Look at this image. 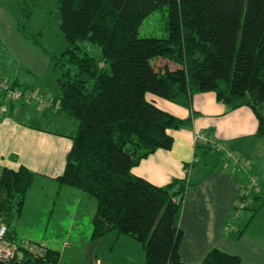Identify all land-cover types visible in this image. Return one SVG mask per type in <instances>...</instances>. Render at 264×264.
Returning a JSON list of instances; mask_svg holds the SVG:
<instances>
[{
    "label": "trees",
    "instance_id": "16d2710c",
    "mask_svg": "<svg viewBox=\"0 0 264 264\" xmlns=\"http://www.w3.org/2000/svg\"><path fill=\"white\" fill-rule=\"evenodd\" d=\"M55 1L68 42L54 55L57 108L78 123L56 180L96 200L93 237H135L145 264H244L239 254L219 247L201 262L185 261L181 216L189 189L198 183L177 178L159 186L133 169L156 150L170 149L169 130L188 123L148 100V92L177 100L213 91L234 107L250 105L264 135V0ZM162 7L167 35L140 36L144 19ZM90 44L98 46L99 57ZM34 179L24 165L0 173V222L13 239ZM50 252L52 261L60 258V251Z\"/></svg>",
    "mask_w": 264,
    "mask_h": 264
},
{
    "label": "crops",
    "instance_id": "0c3cea01",
    "mask_svg": "<svg viewBox=\"0 0 264 264\" xmlns=\"http://www.w3.org/2000/svg\"><path fill=\"white\" fill-rule=\"evenodd\" d=\"M21 80L18 72L10 77V82L18 87H21ZM24 86L30 88L32 83L26 80ZM51 99L53 101L51 104L48 102V107H41L36 102L22 105L11 103L10 106L4 103L0 94V173L6 167L18 169L24 165L35 173L34 181H55L62 174L72 147L71 135L76 131H59L51 127L62 119H72L58 108L54 109L53 105L57 104L59 96ZM33 103L40 107L41 112L32 106ZM158 104L162 109L188 120V123L169 130L174 137L170 149L156 150L134 167L133 171L159 186L177 178H187L190 183H198L189 189L183 204L182 258L187 262L198 263L203 261L211 248L219 247L239 254L244 264H263L245 260L242 253L227 246L233 239L236 240L231 224L232 220L235 221L233 209L243 186L242 175L237 173L240 170L235 168L232 161L227 160L228 164L220 165L216 157L220 151L216 148L208 150L205 148L208 144L195 140V135L201 132L210 139L227 143V147L229 145L250 161L251 170L249 174L246 173L249 176L256 172L254 170L264 160V135L258 134L260 121L256 112L247 104L234 107L225 103L213 91L197 92L190 98L179 97L177 100L162 98V103ZM15 110L17 114L24 112L28 118L45 121L51 126L36 125L30 119L19 121L17 116L7 115ZM79 193L82 199L86 195ZM110 235L115 237L116 233ZM241 238L242 235L236 242ZM66 243L69 247L64 251L61 247L51 248L60 251L62 264H81L77 255L82 250L80 241L73 244L67 239L63 244ZM98 262L101 264L99 259Z\"/></svg>",
    "mask_w": 264,
    "mask_h": 264
},
{
    "label": "rangeland",
    "instance_id": "374dc122",
    "mask_svg": "<svg viewBox=\"0 0 264 264\" xmlns=\"http://www.w3.org/2000/svg\"><path fill=\"white\" fill-rule=\"evenodd\" d=\"M166 18V7L155 10L144 19L139 35L166 36ZM67 46L55 0H0V72L9 81L18 72L22 78L21 89L26 88L24 82L27 80L32 83L30 89L51 104V98L61 95L58 83L60 72L55 67L54 55H60ZM89 48L92 54L99 57L98 46L90 44ZM146 97L148 100L156 99L158 106V103H162V98L150 92ZM10 102L11 100H7L5 103L10 105ZM13 103L24 104L21 101ZM32 106L39 107L34 103ZM53 106L56 110L57 104ZM262 111L264 113V106ZM24 112L17 114L15 110L7 115L17 116L19 121H27L30 118ZM29 121L36 125L51 126L34 118ZM51 127L70 132L76 131L78 123L75 119H62ZM228 150L235 151L229 145ZM216 157L220 165L229 163L224 152L220 151ZM245 160L251 169L250 161ZM254 171L256 172L251 174L256 178L259 193L249 185L250 176L237 171L243 180L239 194L242 197H238L236 201L233 209L235 221L232 220L231 225L235 230L236 240L241 235L242 238L239 242L233 239L227 246L242 253L245 260L260 263L264 262V160ZM79 192L81 191L77 188L61 185L53 179H36L28 192L22 214L15 219L16 239L44 242L49 247H61L63 251L69 245L63 244L65 240L69 239V243L73 244L80 241L82 250L77 255L81 264H99L98 259L101 264H145L143 245L135 237L128 234H122L121 237L116 234L112 237L110 233L99 238L93 237L92 218L97 203L88 195L82 199Z\"/></svg>",
    "mask_w": 264,
    "mask_h": 264
},
{
    "label": "built area",
    "instance_id": "2783aa9c",
    "mask_svg": "<svg viewBox=\"0 0 264 264\" xmlns=\"http://www.w3.org/2000/svg\"><path fill=\"white\" fill-rule=\"evenodd\" d=\"M0 93L7 100H23L25 102L36 100L42 107L47 105V102L34 91L12 86L9 79L1 72ZM195 140L224 152L227 160L232 161L236 169L248 174L250 173L251 169L247 165V161L237 152L229 151L225 143L210 139L206 134L201 132L195 135ZM249 176L251 180L249 185L255 187L257 193H259L256 178L252 174ZM246 192L247 186L244 187V193ZM50 253V247L44 242H35L28 239L18 240L9 237L8 226L0 222V264H62L60 258L57 261H52Z\"/></svg>",
    "mask_w": 264,
    "mask_h": 264
}]
</instances>
